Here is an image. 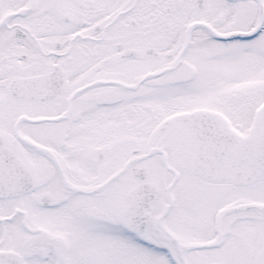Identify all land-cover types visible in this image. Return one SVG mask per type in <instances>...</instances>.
<instances>
[{"label":"snow or ice","instance_id":"1","mask_svg":"<svg viewBox=\"0 0 264 264\" xmlns=\"http://www.w3.org/2000/svg\"><path fill=\"white\" fill-rule=\"evenodd\" d=\"M0 264H264V0H0Z\"/></svg>","mask_w":264,"mask_h":264}]
</instances>
